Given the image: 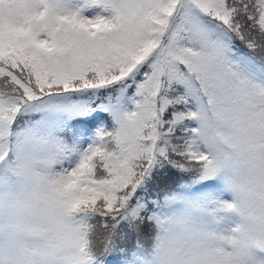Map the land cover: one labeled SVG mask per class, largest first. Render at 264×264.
<instances>
[{
  "label": "snow or ice",
  "instance_id": "snow-or-ice-1",
  "mask_svg": "<svg viewBox=\"0 0 264 264\" xmlns=\"http://www.w3.org/2000/svg\"><path fill=\"white\" fill-rule=\"evenodd\" d=\"M237 167L264 173V0H0V206L71 217L86 264H155L208 209L232 231Z\"/></svg>",
  "mask_w": 264,
  "mask_h": 264
},
{
  "label": "clouds",
  "instance_id": "clouds-1",
  "mask_svg": "<svg viewBox=\"0 0 264 264\" xmlns=\"http://www.w3.org/2000/svg\"><path fill=\"white\" fill-rule=\"evenodd\" d=\"M232 231L213 223L208 209L175 235L162 238L155 264H245L229 241H252L264 248V173L237 167L217 181ZM239 198L238 203L234 198ZM90 237L71 217L54 213L37 195H20L0 206V256L4 264H86ZM257 255H260L258 252Z\"/></svg>",
  "mask_w": 264,
  "mask_h": 264
},
{
  "label": "rangeland",
  "instance_id": "rangeland-1",
  "mask_svg": "<svg viewBox=\"0 0 264 264\" xmlns=\"http://www.w3.org/2000/svg\"><path fill=\"white\" fill-rule=\"evenodd\" d=\"M229 223H231V220H229Z\"/></svg>",
  "mask_w": 264,
  "mask_h": 264
}]
</instances>
